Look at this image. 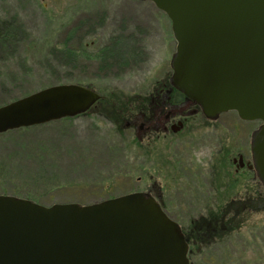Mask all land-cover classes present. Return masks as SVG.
Instances as JSON below:
<instances>
[{
    "label": "rangeland",
    "instance_id": "1",
    "mask_svg": "<svg viewBox=\"0 0 264 264\" xmlns=\"http://www.w3.org/2000/svg\"><path fill=\"white\" fill-rule=\"evenodd\" d=\"M3 34L0 107L71 84L130 107L171 75L177 48L170 19L149 0H0ZM102 113L0 134V195L47 207L91 205L160 187L168 216L185 233L206 225L211 211L239 210L248 198H261L231 221L230 234L192 242L188 258L264 264V185L256 171L236 173L233 163L239 154L253 163L261 122L234 111L209 122L195 115L199 125L168 145L136 147L124 122Z\"/></svg>",
    "mask_w": 264,
    "mask_h": 264
},
{
    "label": "water",
    "instance_id": "2",
    "mask_svg": "<svg viewBox=\"0 0 264 264\" xmlns=\"http://www.w3.org/2000/svg\"><path fill=\"white\" fill-rule=\"evenodd\" d=\"M177 42L172 84L209 119L259 121L253 168L264 185V0H149ZM102 96L58 85L0 107V134L86 114ZM181 227L150 195L91 205L0 195V264H191Z\"/></svg>",
    "mask_w": 264,
    "mask_h": 264
},
{
    "label": "flooded vegetation",
    "instance_id": "3",
    "mask_svg": "<svg viewBox=\"0 0 264 264\" xmlns=\"http://www.w3.org/2000/svg\"><path fill=\"white\" fill-rule=\"evenodd\" d=\"M167 76L153 86L149 96H146L144 99L142 98V101L134 103V105L131 103L130 107L120 108L118 107L120 106L119 102L116 104L113 101H106L101 95V100L84 114V116L91 114L104 115L102 111L109 112L111 115L110 121H123L122 129L124 128L127 131L133 132L136 147H142L145 142L153 144L159 140H163L164 146L168 145L174 137H178L184 132L195 129L199 123H196L198 120L194 119L193 116L204 115V113L198 104L187 99L172 84L173 69L171 75ZM202 119L206 122L217 120L206 117ZM233 163L236 164V173H239L241 170L245 172L243 174H248L249 171H255L251 168L253 163L246 161L243 154L238 155V160L234 158ZM231 188H233L232 184ZM157 190L158 192H155L153 187H149L144 193L152 196L166 212L163 195L160 191L161 188L159 187ZM259 200L261 198H248L246 201H243L246 205L241 204L243 207L239 208L240 211L225 210L226 212L222 211L221 213L211 211L207 215L210 218L205 219V221L209 220V222L206 225L198 226V228L195 226L194 231L191 230L189 233H185L184 229L179 225L189 246L188 256L192 254L190 248L192 242L193 244L197 242L201 244L215 237L222 238L230 234L235 226L233 222H236L238 218L240 219V215L246 214L250 210L245 207ZM238 203L240 204V202Z\"/></svg>",
    "mask_w": 264,
    "mask_h": 264
},
{
    "label": "trees",
    "instance_id": "4",
    "mask_svg": "<svg viewBox=\"0 0 264 264\" xmlns=\"http://www.w3.org/2000/svg\"><path fill=\"white\" fill-rule=\"evenodd\" d=\"M0 40L5 41V40H6V35L3 34V36L0 37ZM102 201H105V200H101V201H99V202H102ZM33 202H34V201H33ZM99 202H97V203H99ZM46 207H47V206H46ZM48 207H49V206H48Z\"/></svg>",
    "mask_w": 264,
    "mask_h": 264
}]
</instances>
